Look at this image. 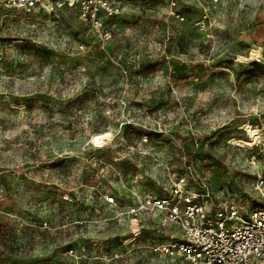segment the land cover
<instances>
[{
	"label": "rangeland",
	"instance_id": "rangeland-1",
	"mask_svg": "<svg viewBox=\"0 0 264 264\" xmlns=\"http://www.w3.org/2000/svg\"><path fill=\"white\" fill-rule=\"evenodd\" d=\"M59 1L0 11V264H183L126 210L177 182L255 201L264 0Z\"/></svg>",
	"mask_w": 264,
	"mask_h": 264
},
{
	"label": "built area",
	"instance_id": "built-area-1",
	"mask_svg": "<svg viewBox=\"0 0 264 264\" xmlns=\"http://www.w3.org/2000/svg\"><path fill=\"white\" fill-rule=\"evenodd\" d=\"M65 1L74 2L84 19L114 14L107 0ZM61 5L59 0H0V11L29 14L54 11ZM258 156L264 160V147ZM253 177L252 204L249 199L240 204L233 198L219 201L204 186L201 191L189 190L184 182H177L165 193L142 196L138 204L127 207L126 215L156 217L163 237L152 251L168 259L183 264H264V163ZM106 201L113 204L111 198Z\"/></svg>",
	"mask_w": 264,
	"mask_h": 264
}]
</instances>
